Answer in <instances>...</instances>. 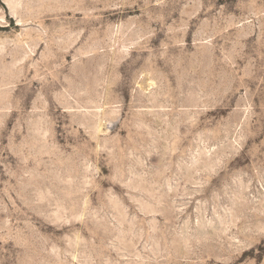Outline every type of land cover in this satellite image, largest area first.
Segmentation results:
<instances>
[{"label": "rangeland", "instance_id": "rangeland-1", "mask_svg": "<svg viewBox=\"0 0 264 264\" xmlns=\"http://www.w3.org/2000/svg\"><path fill=\"white\" fill-rule=\"evenodd\" d=\"M0 264H264V0H0Z\"/></svg>", "mask_w": 264, "mask_h": 264}]
</instances>
